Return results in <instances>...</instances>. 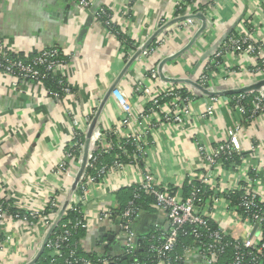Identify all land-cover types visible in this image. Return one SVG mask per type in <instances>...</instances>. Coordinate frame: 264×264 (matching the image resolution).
<instances>
[{"label": "crops", "instance_id": "crops-1", "mask_svg": "<svg viewBox=\"0 0 264 264\" xmlns=\"http://www.w3.org/2000/svg\"><path fill=\"white\" fill-rule=\"evenodd\" d=\"M94 1L111 13L116 32L109 31L95 18L87 22L89 14L73 0H0V38L8 50L27 54L57 47L67 57L62 73L70 87L69 93L56 98L48 95L41 81L14 84L11 76L0 72V198L9 200L22 214L15 218L16 213L7 211L0 223L4 239L0 264H29L35 259L45 228L39 220L25 213L38 212L50 197L56 196L59 188L72 189L74 185L73 179L55 173V166L74 132L68 109L82 128L86 125V116L96 118L102 126L110 125L121 117L110 98L117 82L134 110H139L147 106L145 95L165 89V78L183 81L181 85L184 84L185 90L191 95L195 93L192 109L196 120L185 126L156 128L154 136L150 137L156 141L153 150L141 164L142 168L157 174L162 186L171 188L182 186L191 176L206 171L192 137L213 146L224 140L228 128L242 121V116L224 103L217 105L211 118L200 119L199 112L204 110L208 98L195 90L192 83H197L205 65H211L207 88L224 97H228L230 90L264 79L250 71L251 56L227 52L217 65L209 55L231 36L237 23L245 24L241 29L244 32L252 28V38L264 51V0ZM187 17H194V26H184ZM246 19L250 21L248 25ZM204 25L203 32H198ZM161 32L169 34L170 38L158 46L156 41ZM147 41L150 42L146 48L157 49L149 56L137 53ZM165 58L168 60L159 70ZM151 67L158 69L157 79L146 81L148 88L135 92L138 79ZM242 123L240 136L244 151L237 157L239 164L231 170L225 163L212 169L213 188L209 191L217 200L207 198L205 203L215 214L214 221H220L228 235L245 238L252 232L241 222H228L224 192L236 187L241 176L252 167L260 168L258 187L264 191V118ZM251 143L257 145L256 150L248 149ZM122 172L100 179L92 187L83 209L92 234L100 238L104 232L106 235L100 241L108 247L113 246L106 241L109 230L100 231L103 224L98 218L104 208L114 204V190L134 183L132 170L126 167ZM165 223V213L156 209L141 212L132 226L135 233L141 235L148 232L152 224ZM83 242V247L92 250L89 238H84ZM116 248L114 246L111 252L118 251ZM189 261L190 264L196 262Z\"/></svg>", "mask_w": 264, "mask_h": 264}, {"label": "built area", "instance_id": "built-area-1", "mask_svg": "<svg viewBox=\"0 0 264 264\" xmlns=\"http://www.w3.org/2000/svg\"><path fill=\"white\" fill-rule=\"evenodd\" d=\"M73 1L86 13L92 14L95 19L98 16H106L107 18L103 21L104 26L109 28L112 24L115 25V19L112 18L111 14H108L109 11L105 6L98 5L94 11H91L96 1ZM246 22L248 25L250 21L247 20ZM183 24L186 27L194 26L192 17L184 19ZM242 25L245 24L237 23L235 25L231 36L211 54L210 60L220 65V57L227 52L236 56H251L253 64L250 71L264 78V51L260 44L252 38V28L250 27L248 32H244L241 30ZM163 32L156 41L158 46L163 45L170 38L169 34ZM156 49V47H148L142 51V54L152 55ZM7 53L8 48L5 41L0 38V72L11 76L15 81L14 84L20 81L39 83L46 76L44 72H40L39 66H44V70L47 72L56 73L63 77L62 70L67 64L65 60L58 58L61 50L57 47H50L37 52V55L29 62L11 59ZM24 55L27 56L28 52ZM157 70L156 67H151L145 76H140L134 91L146 90L148 88L146 81L157 79ZM210 70L211 65H205L203 72L197 79V83L203 88H207L209 85L208 73ZM118 83L111 90L110 98L119 110L121 117L117 122H111L110 125L102 126L96 122L89 137L85 165L74 189L59 188L56 191V196L50 197L38 212H30V216L44 225L46 234L64 202H67L62 217L67 210H72L82 214L85 218L79 219L71 225L72 229L80 227L86 230L85 238L90 239L92 250L83 247L84 242L82 240L81 246L85 253L99 255L97 256L100 258L99 262L103 263H107L109 258L104 255L133 256L141 236L135 233L132 226L134 220L138 219L141 214L135 200L128 202L124 210L111 219V209L117 206L114 190L112 192L114 204L109 208H104L99 214L98 220L102 222V228L113 234L112 247H108L101 241H95L97 236L92 234V227L83 210L88 202L92 187L98 184L100 179L114 172L123 173L122 171L128 167L134 172L135 181L123 186L135 185L138 187V191L133 196L134 199L139 198V191L146 196H153L156 209L165 213L166 223L164 225L152 224L154 230L158 232L156 239L159 242L157 245L151 246V252L156 259L154 264H190L189 260H195V264H218L220 257L227 250L232 252L229 264H264V191L260 186L258 187L260 168H250L248 173L241 176L236 187L225 192L223 190L227 199L224 212L229 214L228 222L231 224L241 222L250 232L255 229L248 237L240 238L228 235L220 221H214L216 216L205 203L207 198H215V194H210L209 191L213 188L211 182L214 173H212V169L225 163L227 169L231 170L239 164L236 158L241 157L244 151L240 136L243 128L242 121H255L259 117L264 118V86L254 91L229 94L228 97L222 95L207 96L208 102L204 105V110L199 112L201 120L211 118L216 113L217 105L224 103L238 112L242 116V121H238L233 127L228 128L224 140L213 146L204 145L192 137L191 141L196 148L201 166L206 171L199 176L194 175L189 178V182H196V184L193 185L188 196L183 199L178 191L181 186H177V191L171 192L168 186L160 184L155 172L142 168L141 164L153 150L152 145L156 141L150 137L154 136L153 132L156 128L185 126L188 122L192 123L196 120L192 109L195 93L191 95L190 92H187L183 87L184 84L181 85L182 83L175 84L167 81L165 89L144 96L147 102L145 108L134 110L128 95ZM62 91L67 94L70 92V87L67 85L63 87ZM47 93L56 98L63 96L50 90ZM67 112L70 114L74 132L68 143L69 146L67 145L63 156L55 166V173L74 180L80 169L85 138L92 117H85L86 125L82 128L71 110L68 109ZM248 149L250 151L256 150L257 145L251 143ZM111 152L113 161L110 164L101 161L102 155ZM235 192L238 193V197L232 198V194ZM216 200L217 198L214 199V201ZM46 208H49L48 212H44ZM6 214V208L0 204V223L3 222ZM223 215L222 213L221 216L223 217ZM14 216L15 218L20 217L18 213ZM210 222L215 223L216 227H211ZM69 223L61 226L63 228L61 234H56L46 242L45 247L52 257L60 256L63 247L68 244L70 229L66 225ZM185 225L191 227L195 245L186 248L181 256H174L180 229ZM3 246L4 239L0 241V252L3 250ZM114 246L117 247L116 250L118 251L115 250L116 252L112 253ZM109 248H111L110 251H108ZM65 263L97 264L92 259L77 257L74 250L70 252V258L65 260ZM131 264L143 263L134 259Z\"/></svg>", "mask_w": 264, "mask_h": 264}, {"label": "trees", "instance_id": "trees-1", "mask_svg": "<svg viewBox=\"0 0 264 264\" xmlns=\"http://www.w3.org/2000/svg\"><path fill=\"white\" fill-rule=\"evenodd\" d=\"M108 14H111L108 12ZM107 18L106 16H98L96 20L101 22L103 24V21ZM104 25V24H103ZM106 27V26H105ZM108 28V27H106ZM108 29H110L111 32H116L117 28L112 24ZM120 36V35H119ZM24 52H11V50H8L7 56L11 59L21 60L23 62H29L31 61L36 55L37 52L31 51L28 53L27 56L24 55ZM59 59H63L67 62V57L59 54ZM38 69L40 72H44L46 74L45 77L41 79V82L46 87L47 90H50L52 92H57L60 95H64V92L62 91L63 87L67 86L65 83V78L61 77L59 74L47 72L44 70V66H39ZM69 146V145H68ZM67 146V147H68ZM66 147V148H67ZM237 160V158H236ZM101 161H104L106 164H110L113 161V154L112 152L110 154L102 155ZM196 184V182H184V184L178 189V191L181 194V197L185 199L191 189L193 188V185ZM138 187L133 185L131 187L122 186L119 189L115 190L114 196L117 202V206L115 208H112V218L115 216H118L119 213H121L124 208L127 206L128 202L131 200H135L138 209L141 212H151L153 210H156L155 200L153 196H146L143 192L139 191V198L134 199V194L138 191ZM171 192L177 191V187L173 186L170 188ZM238 193L235 192L232 194V198H237ZM0 204L6 208L7 211H11L12 213L19 212L18 214H21V211H19L16 207L13 206V204L6 199H1ZM49 208H46L44 212H48ZM140 212V213H141ZM22 215V214H21ZM26 216H29L30 213H25ZM85 219L82 214L67 210L66 214L62 217L61 221L59 222V225L54 228L52 231L49 240H51L56 234H61L63 231V228L61 226L63 224H66V227L70 229V236L69 241L66 246L63 247L61 251L60 256H54L52 257L49 253L48 249L46 247L43 248L42 252L40 253L38 259L34 264H66L65 260H68L70 258V252L72 250L75 251V254L77 257H84L88 259L94 260L97 264H131L134 259L139 260L143 264H154L155 263V257L153 256L151 252V246L157 245L159 242L156 239V236L158 232L154 230L153 225L149 228L148 232L141 234L140 239L138 240V246L133 254V256L128 255H120V256H113V255H104L105 257H109L107 259V263L99 262V259L97 254L90 253L87 254L83 251V248L81 246L82 240L86 236V230L84 228H76L72 229L71 225H73L77 220ZM211 227H216L215 223L210 222L209 223ZM3 240L2 233L0 231V241ZM107 242H111L108 239ZM194 244V238L191 234V227L189 225H185L180 229L178 241L175 247L174 256H181L184 252V250L190 246H193ZM232 258V252L231 250H227L224 255L220 257V260L218 261V264H229L231 262Z\"/></svg>", "mask_w": 264, "mask_h": 264}, {"label": "water", "instance_id": "water-1", "mask_svg": "<svg viewBox=\"0 0 264 264\" xmlns=\"http://www.w3.org/2000/svg\"><path fill=\"white\" fill-rule=\"evenodd\" d=\"M97 7H98V4L95 3V4L92 6L91 11H94ZM92 18H93V15H92V14H89V17L87 18V22H91ZM192 18H194V17H192ZM87 22H86V23H87ZM204 24H205V23H204ZM205 25H206V24H205ZM205 25H204V27H203L202 29H199L198 32H201V33H202V32H203L202 30H203L204 28H206ZM201 33H200V34H201ZM149 42H150V41H147V42H146L141 48H139V50H138L137 53H141L144 49H146V47L149 45ZM181 52H182V50L179 51L177 54H174V55L171 56V57L177 56V55L180 54ZM212 53H213V52H212ZM212 53H210L209 55H211ZM136 55H137V54H136ZM206 56H208V55H206ZM206 56H205V57H206ZM169 58H170V57H169ZM166 60H168V58H165V59L163 60V62L160 63V65H159V70L161 69L163 63H164ZM159 75L162 77V74H161L160 72H159ZM162 78H164V77H162ZM165 80H166V81H171V82H174V83H182V82H183V81H180V80H174V79H170V78H165ZM192 84H193L194 88H196L195 90H197L198 92H200V93H201L202 95H204V96H211V95H222V96H223V95H224V94H222V93L213 92V91L209 90L208 88H203L202 86H200V85H199L198 83H196V82H193ZM262 86H264V79L258 81L257 83H255V84H253V85H250V86H248V87L236 88V89L230 90V91L227 92V93H228V94H233V93H239V92L254 91V90H258V89H260ZM113 88H114V86L112 87V89H113ZM112 89H111V90H112ZM225 94H226V93H225ZM96 122H97L96 118H95V119L93 118L92 121H91V123H90V125H89L88 131H87V135H86V138H85V144H84V149H83L82 162H81V165H80L79 172H78V174L76 175V177H75L74 180H73V184H74V185L72 186V190L74 189V187H75V185H76V182L78 181V178H79V176H80V174H81V172H82V170H83V168H84L85 161H86V157H87V151H88V148H89V137H90V135H91V132H92L94 126L96 125ZM66 205H67V202H64V204H63L61 210H60V211L58 212V214H57V217H56L55 221H54L53 224L49 227V229L47 230V232H46V234H45V237H44V239H43V241H42V245H41V248H40L39 253H38L37 256L35 257V259H34L32 262H30L29 264H34V263L36 262V260L38 259L39 255H40V253L42 252L43 248L45 247L46 242L48 241V239H49V237H50L52 231H53L54 228L57 226V224H58L60 218L62 217V214H63V212H64V210H65V208H66ZM103 230H104V228H101V229H100L101 232H103ZM254 230H255V229H254ZM254 230H252V232H253ZM105 235H106V234H105L104 232L101 233V237H100V238L104 237ZM100 238L97 237V239H95V241H96V240H97V241H100ZM107 239H108L109 241L112 242V241H113V234H109L108 237H107ZM110 250H111V248H109L108 251H110Z\"/></svg>", "mask_w": 264, "mask_h": 264}]
</instances>
